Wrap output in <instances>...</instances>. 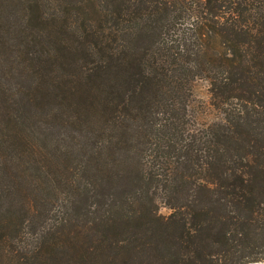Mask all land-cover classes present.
I'll list each match as a JSON object with an SVG mask.
<instances>
[{
  "label": "trees",
  "instance_id": "16d2710c",
  "mask_svg": "<svg viewBox=\"0 0 264 264\" xmlns=\"http://www.w3.org/2000/svg\"><path fill=\"white\" fill-rule=\"evenodd\" d=\"M258 262L264 0H0V264Z\"/></svg>",
  "mask_w": 264,
  "mask_h": 264
},
{
  "label": "rangeland",
  "instance_id": "374dc122",
  "mask_svg": "<svg viewBox=\"0 0 264 264\" xmlns=\"http://www.w3.org/2000/svg\"><path fill=\"white\" fill-rule=\"evenodd\" d=\"M192 94H193L194 102L192 103L190 114L193 120L197 122L198 124H205V123H209L213 121L215 118V111L210 106V94H209L208 83L203 79L195 80L192 83ZM61 163L64 164L63 160L61 161ZM67 163L68 162L65 163V166L69 165ZM25 195L28 198L36 199L35 194L31 193L30 191H26ZM43 197H44V194L43 195L41 194V198ZM155 199H156V204H157V209H158L159 214L163 216L169 215L170 210L163 204V200L158 196H156ZM52 205H53V210H54L53 214L61 217L65 215V210L68 214V209L63 201L62 202L55 201L52 203ZM63 205L65 206V208L63 207ZM256 264H264V262H258Z\"/></svg>",
  "mask_w": 264,
  "mask_h": 264
},
{
  "label": "water",
  "instance_id": "95a60500",
  "mask_svg": "<svg viewBox=\"0 0 264 264\" xmlns=\"http://www.w3.org/2000/svg\"><path fill=\"white\" fill-rule=\"evenodd\" d=\"M250 264H252V263H250ZM254 264H256V263H254Z\"/></svg>",
  "mask_w": 264,
  "mask_h": 264
}]
</instances>
